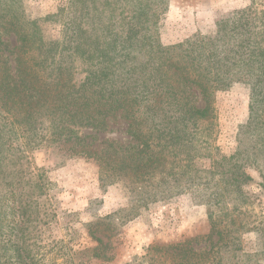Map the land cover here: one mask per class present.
<instances>
[{"label":"trees","instance_id":"16d2710c","mask_svg":"<svg viewBox=\"0 0 264 264\" xmlns=\"http://www.w3.org/2000/svg\"><path fill=\"white\" fill-rule=\"evenodd\" d=\"M168 7V0H67L33 20L22 0H0V264H58L45 250L57 217L48 182L26 155L44 145L97 160L103 187L123 183L134 196L130 209L87 225L99 245L75 252L71 264H85L89 252L111 259L95 235L103 223L184 194L208 207L211 232L152 245L148 264H231L243 256L244 234L264 241V215H249L247 191L255 167L264 193V12L250 7L219 21L212 36L166 46L159 24ZM46 22L61 26L60 39L45 37ZM238 82L251 87L241 135L251 131L255 143L240 138L223 155L214 146V96ZM116 118L126 121L130 143L89 151ZM205 158L209 169L197 165Z\"/></svg>","mask_w":264,"mask_h":264},{"label":"rangeland","instance_id":"374dc122","mask_svg":"<svg viewBox=\"0 0 264 264\" xmlns=\"http://www.w3.org/2000/svg\"><path fill=\"white\" fill-rule=\"evenodd\" d=\"M22 3L31 19L41 20L56 14L59 8L67 5V0H22ZM168 4L159 24L161 41L166 46L212 36L219 21L250 7L264 12L261 0L254 4L252 0H168ZM43 29L48 40L61 38L59 24L46 22ZM250 101L251 87L245 83H234L227 90L215 93L217 133L214 146L223 155L232 154L240 138L255 143L251 131L246 135H241L240 131L250 120ZM85 133L88 132L82 131V135ZM112 141L130 143L124 119H112L108 130L98 135L87 149L100 152ZM68 148L44 145L26 153L35 173L43 174L48 182L49 204L57 217L51 227L46 228L45 250L47 259L57 260L58 264H71V259H77L73 255L75 252L99 245L89 237L87 225L119 210L130 209L134 204L133 194L123 183L103 187L102 179L107 173L97 160L72 155ZM197 165L209 169L211 160L201 159ZM260 170L264 174V169L260 167ZM247 173L253 179L247 190L253 199L249 215L255 220L264 215V193L260 187L263 178L255 167L248 168ZM208 211V207L195 202L191 194H184L140 208L132 220L128 218L132 213L125 212L120 215V221L103 223L105 226L95 234L108 244L106 253L111 259H90L89 252L85 264H148L144 260L147 249L156 243L176 244L208 235L211 232ZM242 249L243 256L231 264H264V241L255 232L242 236Z\"/></svg>","mask_w":264,"mask_h":264}]
</instances>
